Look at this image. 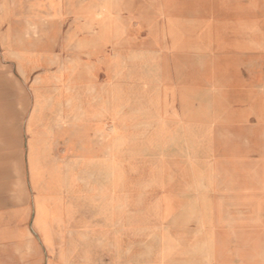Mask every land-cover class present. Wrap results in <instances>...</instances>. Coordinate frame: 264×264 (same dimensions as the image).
<instances>
[{
  "label": "rangeland",
  "instance_id": "1",
  "mask_svg": "<svg viewBox=\"0 0 264 264\" xmlns=\"http://www.w3.org/2000/svg\"><path fill=\"white\" fill-rule=\"evenodd\" d=\"M48 1L51 19L35 32L38 3L2 0L0 25L16 20L2 42L62 49L53 63L82 66L87 90L98 86L116 169L111 235L101 226L69 252L83 264H264V0L247 29L236 21L246 0H166L187 25L179 34V21L157 15L160 0ZM2 45L7 160L21 120ZM7 246L0 264L46 258L28 243Z\"/></svg>",
  "mask_w": 264,
  "mask_h": 264
},
{
  "label": "crops",
  "instance_id": "2",
  "mask_svg": "<svg viewBox=\"0 0 264 264\" xmlns=\"http://www.w3.org/2000/svg\"><path fill=\"white\" fill-rule=\"evenodd\" d=\"M32 1L40 7L30 10L36 32L38 23L50 21L52 3ZM256 2L246 0L236 17L244 29L255 21L250 11ZM153 7L166 23L175 19L187 26L174 3L160 0ZM15 21L9 16L0 25L2 53L13 55L9 60L21 120L12 159L5 160L0 140V243L43 250L42 264H83L79 254L70 252L85 248L86 233L103 228L111 235L117 193L114 148L98 86L92 80L95 93L87 90L78 62L53 63L52 55H68L62 49L5 47L2 40L14 37L10 24ZM91 246L100 248L95 241Z\"/></svg>",
  "mask_w": 264,
  "mask_h": 264
},
{
  "label": "bare ground",
  "instance_id": "3",
  "mask_svg": "<svg viewBox=\"0 0 264 264\" xmlns=\"http://www.w3.org/2000/svg\"><path fill=\"white\" fill-rule=\"evenodd\" d=\"M174 22H178V21H174ZM100 26L101 25H98V27L100 28ZM176 27H174L173 28V30H171L172 32H174L175 34H179V33H181L184 29H185V26H184V24H182L181 22L179 23H177V25H175ZM102 27V26H101ZM170 28H172V27H170ZM32 29H35L34 27H32ZM201 176L202 175H200V174H195L194 172H193V179H195V180H198V179H201ZM102 215H103V211H102V213H101ZM98 241V240H97ZM96 241V242H97ZM114 253V255H116V257H117V255H118V252L117 251H114L113 252Z\"/></svg>",
  "mask_w": 264,
  "mask_h": 264
}]
</instances>
